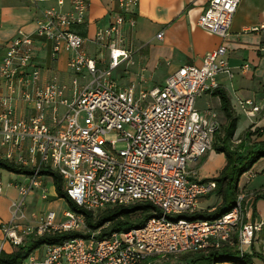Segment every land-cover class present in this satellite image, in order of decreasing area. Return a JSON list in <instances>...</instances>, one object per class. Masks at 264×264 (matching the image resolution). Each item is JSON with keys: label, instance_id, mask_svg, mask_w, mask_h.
Returning <instances> with one entry per match:
<instances>
[{"label": "built area", "instance_id": "1", "mask_svg": "<svg viewBox=\"0 0 264 264\" xmlns=\"http://www.w3.org/2000/svg\"><path fill=\"white\" fill-rule=\"evenodd\" d=\"M43 1L47 0H31ZM112 1L117 8L110 9L108 25L97 28L93 38L109 53L104 70L87 54L85 38L75 30L87 23L91 0H57L56 6L41 9L35 32L19 30L0 41V157L34 170L15 184L21 200L13 205L14 219L23 215L25 199L36 189L43 198L49 196L43 169L58 173L67 195L93 214L134 203L151 204L161 214L141 227L101 236V229L89 227L84 213L68 208L58 219L50 210L39 218L38 235L53 231L81 235L45 244L42 254L36 249L22 264H140L145 259L151 264H191L182 256L224 245L247 251L264 232V219L247 214L243 196L216 218L187 217L217 188L214 177L200 178L190 166L213 150L221 127L216 116L200 111L196 102L220 87V74L234 75L227 46L205 55L201 65L180 67L162 85L119 86L110 74L132 59L125 28L136 26L140 0ZM241 1L210 0L199 26L227 38ZM261 28L264 25L246 30ZM162 36L160 32L158 37ZM38 39L50 43L53 60L64 51L70 53L72 86L56 76L39 85ZM247 68V63L242 66ZM83 79L85 84L80 83ZM17 104L31 106V112L19 115ZM240 106L247 114L262 109L251 99ZM119 142L125 144L121 149ZM3 189L0 181V194ZM5 235L15 246L24 243L14 220Z\"/></svg>", "mask_w": 264, "mask_h": 264}, {"label": "crops", "instance_id": "2", "mask_svg": "<svg viewBox=\"0 0 264 264\" xmlns=\"http://www.w3.org/2000/svg\"><path fill=\"white\" fill-rule=\"evenodd\" d=\"M209 2L210 0H140L135 13L136 26L125 28L127 46L132 52V59L124 62L126 65L118 73L123 79H119L112 72L111 78L119 86L135 83L139 87L152 88L164 84L173 72L184 65H201L205 55L225 44L228 48L229 66L234 75L231 77L227 73H222L218 79L219 88L228 93L239 117L234 142L239 143L249 128H258L262 133L261 137L254 138H264V28L258 31L246 30L264 25V0L241 1L227 38L199 26L198 19ZM56 5L57 0H47L39 4H33L31 0H0V41L13 38L19 30L35 32L36 20L41 9ZM69 7V2H66L63 9L67 10ZM111 8H117L112 0H91L87 23L75 28L85 38V51L97 60L99 70H104L108 66L109 53L96 44L93 38L97 28L108 25ZM160 32H163L161 38L158 37ZM69 57L70 53L64 51L53 60L50 43L38 39L36 62L42 70L39 85H44L56 76L61 83L72 86V74L68 68ZM246 63L249 64V68L242 70ZM116 71L117 69L114 72ZM80 83L85 84L86 80L83 79ZM247 99L259 104L261 111L247 114L240 106V103ZM16 107L19 115H28L31 112V106L27 104H17ZM196 107L200 111L212 112L219 120L220 128L227 123L221 100L213 92L198 98ZM202 159L205 160L200 166L201 161L192 163L190 169L204 179L218 176L227 163L226 154L218 153L214 149ZM2 172L3 169L0 168V181L3 183ZM246 174L242 190L247 197L246 212L250 217L264 219V199H255L254 196L255 192L264 190V158ZM244 176L245 174L240 179L239 187L243 185L241 180ZM10 177L6 187L3 183L5 189L0 194V245L7 253L14 252L17 246L5 238L6 226L14 220L19 233L26 240L28 237L31 239L28 229L37 227L39 223V219L31 220L23 211V215L14 219L13 205L21 200L15 184L19 183L21 177L25 180V175ZM42 179L49 193L58 198L53 178L43 175ZM214 202L220 203V198L217 196ZM215 204L210 208L201 200L198 210H213ZM259 242L256 241L254 248L264 254V244H258ZM255 262L264 264L261 259H255Z\"/></svg>", "mask_w": 264, "mask_h": 264}, {"label": "trees", "instance_id": "3", "mask_svg": "<svg viewBox=\"0 0 264 264\" xmlns=\"http://www.w3.org/2000/svg\"><path fill=\"white\" fill-rule=\"evenodd\" d=\"M213 94L221 100L222 110L227 117V123L215 134L213 149L218 153H225L227 163L217 177V188L214 191L220 198V203L215 209L197 210L189 218H216L236 205L239 197V182L241 177L249 172L254 165L264 158V138L258 128H249L239 143L234 142L239 117L235 112L228 93L223 89H216ZM223 129V133L221 130ZM0 168L18 174H32L33 169L17 165L0 157ZM41 175L53 178L57 197L66 200L68 208L84 213L87 223L92 230L101 229L100 235H106L114 231L129 230L143 226L151 217L158 216L161 211L148 203H134L131 205H120L107 208L97 214L79 207L67 195L64 190L62 177L49 169H43ZM255 199H264V191L255 192ZM211 208V207H210ZM79 232L53 231L46 232L39 236H32L31 239L17 246L12 253L0 251V264H22L24 260L36 249L45 244H56L70 238L80 236ZM264 262V254L257 252L254 245L251 252H241L237 246L224 245L221 248L210 249L206 252L190 253L182 256L185 261L191 264H217L220 262H232L235 264H256L255 259ZM151 259H145L140 264H151ZM201 262V263H200Z\"/></svg>", "mask_w": 264, "mask_h": 264}, {"label": "rangeland", "instance_id": "4", "mask_svg": "<svg viewBox=\"0 0 264 264\" xmlns=\"http://www.w3.org/2000/svg\"><path fill=\"white\" fill-rule=\"evenodd\" d=\"M124 65H126V63L123 62V64H121L120 66H118L116 68L117 69L116 72H114L116 69L113 70L112 71L113 75H115V76L117 75L118 76L119 71H122V68L124 67ZM118 78L119 79H123V77H121V76H118ZM124 81L125 80H123V82ZM221 132L223 133V129L221 130ZM108 138L112 139V138H114V136H109ZM124 146H125V144L123 142H119L117 144V149H121ZM204 160L205 159H201V163L199 164V166L204 162ZM2 174H3L2 175V180H3V183H4V187H6V185L9 183L10 178H11L10 176H16L17 177L19 175L18 173L10 172L8 170H3ZM246 178H247V174H245L244 178H242V180H241V184L243 183V185L240 186V191H239V195L244 197V200H243L244 206L246 204L247 197H246L245 192L242 191V190L244 189L243 186L245 185L244 182H245ZM23 180H24V178L21 177V180L19 181V183L23 182ZM16 191H18V190H16ZM260 191H264V190H260ZM254 195H255V193H254ZM216 197H217V194L215 192H212V194H210L209 196H207L206 198H204L202 200L205 201V205L206 206L212 207L216 203V202H214ZM67 209H68V206H67L66 200L53 197L50 193H49V196L47 198H43L41 190L36 189L33 194H30V195H28L26 197L25 203H24L23 208L21 210V213L23 211L25 214L28 215V217L31 220L32 219L37 220L42 215L48 213L50 210H53V211H55L57 213L58 217L61 218L63 213H64V211L67 210ZM34 215H36V216H34ZM36 232H37V228L36 227L32 228L31 237L32 236H39ZM29 239H30V237L26 238V240H24V241L26 242ZM258 240L260 241L258 244H264V232H261L257 236L254 244ZM249 250H251V248H247V251H249ZM153 264H166V263L155 262Z\"/></svg>", "mask_w": 264, "mask_h": 264}]
</instances>
